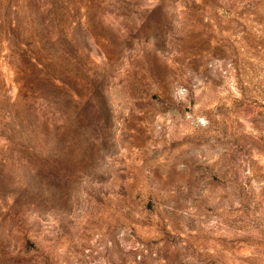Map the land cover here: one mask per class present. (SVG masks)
Listing matches in <instances>:
<instances>
[{"label":"rangeland","instance_id":"rangeland-1","mask_svg":"<svg viewBox=\"0 0 264 264\" xmlns=\"http://www.w3.org/2000/svg\"><path fill=\"white\" fill-rule=\"evenodd\" d=\"M0 264H264V0H0Z\"/></svg>","mask_w":264,"mask_h":264}]
</instances>
